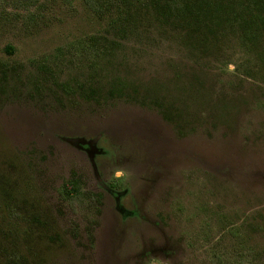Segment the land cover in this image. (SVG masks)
I'll list each match as a JSON object with an SVG mask.
<instances>
[{
	"label": "rangeland",
	"instance_id": "1",
	"mask_svg": "<svg viewBox=\"0 0 264 264\" xmlns=\"http://www.w3.org/2000/svg\"><path fill=\"white\" fill-rule=\"evenodd\" d=\"M73 178L93 196L76 211ZM232 225L264 264V62L236 32L120 35L82 0L0 3V264H215Z\"/></svg>",
	"mask_w": 264,
	"mask_h": 264
},
{
	"label": "trees",
	"instance_id": "2",
	"mask_svg": "<svg viewBox=\"0 0 264 264\" xmlns=\"http://www.w3.org/2000/svg\"><path fill=\"white\" fill-rule=\"evenodd\" d=\"M40 0H0V3H21L36 6ZM86 9L103 25L117 34L135 27L136 23L149 22L159 28L181 30L192 35L198 43L217 36L220 30L236 32L238 45L251 56L264 62V0H82ZM96 35L84 40V49L92 63L104 59L107 42ZM260 54V55H258ZM111 92L122 93L113 88ZM166 117V116H165ZM168 117H166L167 119ZM61 194L74 211L85 202L89 194L79 178H73L61 189ZM89 198H93L89 194ZM12 215L19 217V212ZM32 218L37 220L36 216ZM32 218L29 220L31 221ZM244 225V224H243ZM8 230V229H7ZM241 226L232 225L227 233L237 238L236 249L217 255L215 264H254L255 249L246 237H241ZM223 251V250H219ZM7 264H18L17 251H5ZM225 258V259H223ZM227 261L225 263L224 261Z\"/></svg>",
	"mask_w": 264,
	"mask_h": 264
}]
</instances>
